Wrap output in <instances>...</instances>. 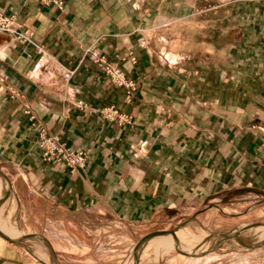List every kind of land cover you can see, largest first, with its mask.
<instances>
[{
	"label": "crops",
	"instance_id": "obj_1",
	"mask_svg": "<svg viewBox=\"0 0 264 264\" xmlns=\"http://www.w3.org/2000/svg\"><path fill=\"white\" fill-rule=\"evenodd\" d=\"M0 12L17 20L0 32V264H113L112 239L264 200V0H0ZM111 106L131 122L92 111ZM41 133L86 150V166L45 162Z\"/></svg>",
	"mask_w": 264,
	"mask_h": 264
},
{
	"label": "rangeland",
	"instance_id": "obj_2",
	"mask_svg": "<svg viewBox=\"0 0 264 264\" xmlns=\"http://www.w3.org/2000/svg\"><path fill=\"white\" fill-rule=\"evenodd\" d=\"M3 180L0 175V181ZM2 182V181H1ZM0 183V197L4 194ZM1 202V200H0ZM201 214V212H200ZM202 214H206L202 212ZM208 214V220L174 222L164 228L165 234L139 241L146 234L112 239L120 251L106 262L113 264H264V200L250 203L222 204ZM238 214H246L240 217ZM242 216V215H241ZM0 227H4L0 223ZM160 238H164L162 242ZM102 263H105L103 260ZM92 262L87 264H102ZM50 264H57L51 262Z\"/></svg>",
	"mask_w": 264,
	"mask_h": 264
},
{
	"label": "built area",
	"instance_id": "obj_3",
	"mask_svg": "<svg viewBox=\"0 0 264 264\" xmlns=\"http://www.w3.org/2000/svg\"><path fill=\"white\" fill-rule=\"evenodd\" d=\"M38 1L46 5L56 4L59 7L64 6V0ZM16 23L17 20L15 15H8L3 12H0V32L17 34ZM88 54L90 55L91 59L94 60V62H96L99 66L103 68L105 74L110 78V80L114 84L119 87L126 88L128 91H134L136 89L135 82L129 79L119 66L108 63L103 54L92 49H88ZM72 75V70H67L64 73V76L66 78H69ZM77 106L82 110L89 108L88 103L81 100L78 101ZM92 111L99 112L107 119L118 118L120 122H131V116L121 114L119 110L114 106L101 108L99 110L92 109ZM39 144L40 147L43 149V160L45 162H61L66 167L72 169L84 168L86 166L87 152L83 148L74 149L68 143L61 141L59 137L46 136L44 133L40 134Z\"/></svg>",
	"mask_w": 264,
	"mask_h": 264
},
{
	"label": "water",
	"instance_id": "obj_4",
	"mask_svg": "<svg viewBox=\"0 0 264 264\" xmlns=\"http://www.w3.org/2000/svg\"><path fill=\"white\" fill-rule=\"evenodd\" d=\"M165 231H166V230H157V231H154V232L148 233L147 235H145V236L139 241L138 245H141V244L144 243L146 240H149V239H151V238H153V237H155V236L165 234ZM172 233L175 234V231H172ZM0 235L3 236V237L6 238V239L11 240V238H10L8 235L4 234L1 230H0ZM46 241L48 242V240H46ZM48 243H49V242H48ZM49 245H50V243H49Z\"/></svg>",
	"mask_w": 264,
	"mask_h": 264
},
{
	"label": "bare ground",
	"instance_id": "obj_5",
	"mask_svg": "<svg viewBox=\"0 0 264 264\" xmlns=\"http://www.w3.org/2000/svg\"><path fill=\"white\" fill-rule=\"evenodd\" d=\"M168 234H171L172 236H174V235H176V231H175V234H173L172 232H170V233H167V234H164V235H168ZM158 236H163V235H158ZM158 236H155V237H158ZM155 237H153V238H155ZM153 238H151V239H153ZM163 239L164 238H160L159 241L162 242Z\"/></svg>",
	"mask_w": 264,
	"mask_h": 264
}]
</instances>
